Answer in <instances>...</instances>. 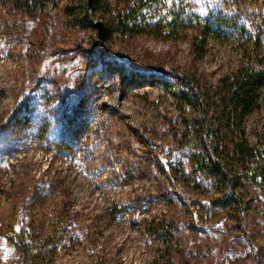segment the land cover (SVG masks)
<instances>
[{
	"label": "rangeland",
	"instance_id": "1",
	"mask_svg": "<svg viewBox=\"0 0 264 264\" xmlns=\"http://www.w3.org/2000/svg\"><path fill=\"white\" fill-rule=\"evenodd\" d=\"M195 1L247 39L210 37L199 57L191 31L120 36L100 14H81L88 0H0V227L44 235L59 209L70 226L43 263L14 251L0 228V264H264V190L241 179L233 196L206 182L198 191L171 179L158 154V145L175 149L186 122L203 143L214 88L244 55L264 66V0H237L239 10ZM175 73L203 101L189 116ZM260 95L245 120L251 147L264 134Z\"/></svg>",
	"mask_w": 264,
	"mask_h": 264
},
{
	"label": "trees",
	"instance_id": "2",
	"mask_svg": "<svg viewBox=\"0 0 264 264\" xmlns=\"http://www.w3.org/2000/svg\"><path fill=\"white\" fill-rule=\"evenodd\" d=\"M211 2L215 3V0ZM238 2L230 0L228 5L239 10ZM196 4L195 0H94L93 5L88 2L89 6L81 14L92 21L95 14H100L120 36L146 34L167 40L182 34L188 36L191 31V47L199 57L207 51L208 38L241 34L235 32L234 23L224 19L223 16L227 15L206 13L196 8ZM240 37L247 39V33L243 32ZM96 44L104 45L101 39H96ZM243 57L239 68L222 77L209 96L208 106L212 116L208 121L207 118L200 121L205 146L191 136L190 122L185 123L186 129L178 137L175 136V149L158 145L161 148L159 156L166 159L163 163L173 173L171 179L191 182L198 191L204 182L220 184L228 188L227 195L231 196L241 179L264 190V134L256 147L249 145L245 134V120L260 107L264 66L250 53ZM174 77L179 88L177 98L184 113L189 116L187 109L194 105L203 107V101L197 95V86L188 77L178 73ZM181 153L186 154L185 161ZM175 158H179L175 161L176 166L172 162ZM235 165L239 167V173L233 168ZM228 200L227 197L215 198L213 202L228 203ZM65 216L64 210H54L50 217V230L44 235L34 232L25 223L18 229L4 225L0 228L12 233L9 246L14 251L43 263L52 252L54 243L64 238L70 229Z\"/></svg>",
	"mask_w": 264,
	"mask_h": 264
},
{
	"label": "water",
	"instance_id": "3",
	"mask_svg": "<svg viewBox=\"0 0 264 264\" xmlns=\"http://www.w3.org/2000/svg\"><path fill=\"white\" fill-rule=\"evenodd\" d=\"M89 3L92 2V0H88ZM105 23L103 21H98L95 25L97 26V29H98V38L99 39H103V37H105V33H106V30H107V27L106 25H104Z\"/></svg>",
	"mask_w": 264,
	"mask_h": 264
}]
</instances>
